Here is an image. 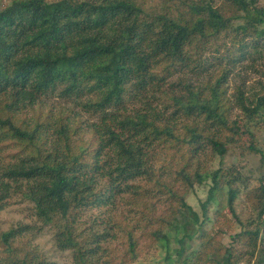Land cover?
Listing matches in <instances>:
<instances>
[{"label":"trees","instance_id":"trees-1","mask_svg":"<svg viewBox=\"0 0 264 264\" xmlns=\"http://www.w3.org/2000/svg\"><path fill=\"white\" fill-rule=\"evenodd\" d=\"M260 130L259 0H0V264H264Z\"/></svg>","mask_w":264,"mask_h":264},{"label":"rangeland","instance_id":"rangeland-1","mask_svg":"<svg viewBox=\"0 0 264 264\" xmlns=\"http://www.w3.org/2000/svg\"><path fill=\"white\" fill-rule=\"evenodd\" d=\"M259 3L261 5H264V0H259ZM263 66V65H262ZM185 70H187L185 68ZM254 74H252V78H254ZM233 83L231 82V85ZM54 103V102H50ZM34 117V114L29 113L28 118L32 119ZM259 142H264V130H260L257 132ZM226 163H231L232 161L236 160L235 156L232 157H225L224 160L218 158L216 159V163H213V166H217L218 161ZM252 169L251 172H249L252 177L256 176L258 172L262 171V168L259 166V162L256 158H253L252 161L246 166L244 169L247 171V169ZM206 190L207 188L200 187L199 189H196L195 191H191L186 199L187 202L193 207V209L199 211L201 201L205 199L206 197ZM30 206L29 203L22 202L21 196L17 195L12 198V201L10 204L6 207L5 210H3L0 213V220L1 225L3 229L8 228L12 224H15L18 220H30V210L28 207ZM245 213H248L247 211ZM246 215V214H245ZM209 226V223H208ZM172 240V239H171ZM226 240V239H225ZM36 243L38 244L39 249L47 255V257L51 260H54L58 264H72L73 263V253L70 250L62 251L59 250L53 241V235L50 231H43L40 235H38L35 239ZM174 242L171 241L169 245H167L168 248L165 246V242L163 240L159 241V248L160 250H153L149 254H144V257L141 258L139 261L135 262L134 264H173L170 260L164 261V256L169 254L171 256L174 255ZM189 248V245H188ZM236 251H238L241 256L242 260L239 262V264H254V258L252 256V250L248 249L246 246H244L242 243H238L236 245Z\"/></svg>","mask_w":264,"mask_h":264}]
</instances>
